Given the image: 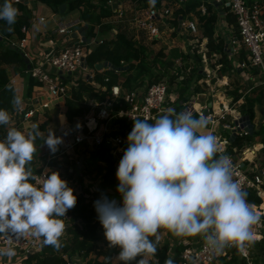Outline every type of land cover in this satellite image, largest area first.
<instances>
[{"label":"built area","instance_id":"1","mask_svg":"<svg viewBox=\"0 0 264 264\" xmlns=\"http://www.w3.org/2000/svg\"><path fill=\"white\" fill-rule=\"evenodd\" d=\"M12 1L19 2L25 5L28 10H32L31 0ZM189 2L197 3L194 11L189 14L197 12L200 16H206L210 9L216 15L215 35L221 37L224 42L223 52L231 64L232 75L240 79L241 89L235 102L243 104L246 97L251 96L257 88L263 89L264 92V0H159V6L150 10L145 19L134 12L129 24H132L135 30L125 31V33L130 34L128 36L137 43L142 35L157 36L159 31L155 25L158 22H165L166 19L171 23L175 17V10L187 6ZM105 7L110 9L112 15H117L119 19L123 18L124 6L120 0H108ZM228 18H232L233 21L230 22ZM184 19L187 18L177 15L176 27L180 30L183 27L188 32H195L194 23L185 22ZM44 20V16L38 18L39 22H44ZM59 21L53 32L59 35L60 40L55 43H40L36 51H28L29 27L22 28L24 37L17 41V45L11 43L12 49H17L24 59L26 65L24 73L37 82L47 100L40 104L37 101L32 102L29 107L20 105L17 108L15 106L9 112L10 117L18 119L20 122L40 118L49 110V104L57 106L60 105V102L64 104L80 81L96 90L100 89V92H104L105 95L100 101H90L83 97V101L89 106L86 115L76 119L77 121L72 124L64 121L58 125L55 136L60 137L62 142L58 145V150L55 153L51 152L50 156L45 157L42 161L38 159L39 170L33 173L35 177L33 182L42 181L48 171H56L72 189L74 200L82 197L83 201L93 208L94 201H96L95 195L98 193L102 197L116 195L120 197L116 192L117 183L111 188H103L101 176L94 178V174L93 179H89V174H85L88 170L86 160L89 157V152L100 146L107 147L108 155L114 161L116 171L120 156L123 154L121 148L124 142L123 133H129L136 120H147L149 123H153L161 115H164L166 110H175L176 106L180 104L183 108L179 113L187 111L192 116L194 114L199 117L203 115L208 119L210 129L217 122L219 127L227 133L225 137L217 136V158L220 155L229 157L233 164L234 180L247 195L259 197L263 203L264 145L259 150L250 151L251 158L238 152L235 148H230L237 137L246 135L254 137V128L249 118L247 120L244 115L239 114L237 117H232V120L227 119L232 110L228 105L226 108L221 106L216 113L206 105L196 109L192 103L193 100H185L180 103L178 93L170 90L164 82L151 85L142 84L128 89L123 86V79L120 78L119 83L111 85L109 88L99 85L95 80L96 72L107 69L122 74L128 68L124 61L120 62V66H113L108 61H102L99 63L101 64L100 70L89 66L86 62L94 48L102 44L103 41L114 39L117 30L111 29L102 34L97 27L93 31L94 34L90 36L88 35V24L80 17H72L68 20L60 19ZM125 23L126 20H123L122 25L126 26ZM121 28L126 30L123 26ZM107 33H111V37H107ZM180 60V58H176L174 62L180 65ZM104 81L107 82L108 78H104ZM37 108L44 109V112L39 114L40 111ZM90 119L94 122L93 128L88 127ZM247 150L249 151L248 148ZM53 160L61 162V167L53 165ZM66 160L71 165L67 170L68 174L76 172V174H72V177L62 173V167ZM65 167L68 166L65 165ZM78 175L83 182H79ZM247 202L260 216V222L253 227L255 234L253 243L260 242L264 240V210L260 206L261 203L256 205L252 201L247 200ZM60 219L66 225L60 241H65L70 226L69 216L66 215ZM167 231V229L161 228L158 230V235L161 234L165 237L163 244L167 243L168 245V259L175 256L176 248H180L178 264H223L233 256V253L244 259L246 264H252L250 246L247 247L246 255L234 246H225L218 252H212L206 247L202 235L180 237ZM158 239L161 241L159 237ZM166 239L170 241L167 242ZM9 245L24 259L40 252L43 247L41 239L32 235L26 234L19 238L0 235V247ZM66 258L68 264L75 263L70 257ZM0 264L4 263L0 260Z\"/></svg>","mask_w":264,"mask_h":264},{"label":"clouds","instance_id":"2","mask_svg":"<svg viewBox=\"0 0 264 264\" xmlns=\"http://www.w3.org/2000/svg\"><path fill=\"white\" fill-rule=\"evenodd\" d=\"M155 5V0H149ZM18 9L8 0L0 5V20L12 25ZM19 108L21 97H14ZM9 113L0 109V125ZM209 124L203 115L166 110L153 123L136 120L127 135L115 179L120 202L101 197L94 201L97 220L110 248H117V264H147L143 255L157 250L158 230L180 237L202 235L206 247L225 246L247 254L254 242L253 227L260 216L247 202V193L233 178L229 157L217 158V138L203 134ZM37 126L27 134L11 128L0 139V235L40 238L43 246L59 250L66 225L61 217L74 207L72 189L56 171L35 181L31 167L36 152ZM62 142L50 131L44 140L55 153ZM155 237L156 239H150ZM9 245L0 258L14 256ZM165 264H174L172 259Z\"/></svg>","mask_w":264,"mask_h":264},{"label":"trees","instance_id":"3","mask_svg":"<svg viewBox=\"0 0 264 264\" xmlns=\"http://www.w3.org/2000/svg\"><path fill=\"white\" fill-rule=\"evenodd\" d=\"M108 0H35V2L49 6L55 11H58L59 6L65 4L68 9H80L83 13L80 15V19L88 24V35H93V31L98 27L100 33H106L110 30L111 26L103 24V20L112 16L109 8L105 7ZM131 1L134 5L138 7H143L148 4L150 9H155L159 6V0H155V5H151L149 0H123ZM15 8L18 9V15L16 17V22L12 25L7 24L6 21L0 20V36L3 40L0 41V109L6 110L8 113L13 110L15 105L13 104V98L17 97L13 84L11 83V75H23L27 82V89L30 91L34 85L37 84L33 78L24 73L26 65L24 59L17 49H12L3 45V41H10L11 38L20 40L24 37L22 31L23 27H29L30 25V10L19 2L8 0ZM98 2V3H96ZM4 0H0V5H3ZM197 3L189 2L187 6L183 8H178L174 13V20L171 23L177 26V15L186 16L190 12L194 11ZM197 14V12H196ZM232 22V18H228ZM203 20V37L206 38V45L209 48V55L217 54L224 62L228 64V60L223 52V40L221 37L215 35L214 25L216 22L215 13L208 10V15L202 17ZM172 50V55L174 58H185L186 55L182 53L179 48L175 47ZM145 52L143 46H138L137 42L129 37L125 30L121 27L117 30V33L112 40L103 41L102 44L98 45L93 49L92 53L87 57L86 62L89 66L95 67V65L101 63L102 61H108L113 66H120V62L124 61L127 63L128 68L124 73H116L113 70L103 69L100 72H96L95 80L101 86L105 85L109 88L111 85L117 84L120 81V76L123 78V86L128 89L132 87L141 86V78L143 74H147L151 70V66L147 65L145 62ZM196 60H200L199 56H195ZM225 69L221 68V72ZM165 76L168 78L167 84L171 89L175 84L177 77H171L167 73ZM164 77V76H163ZM104 78H108L105 82ZM191 78V77H190ZM190 78L186 77L181 81V87L188 90L190 87ZM157 83L156 80H152L148 85ZM264 95V92H262ZM105 93L100 92L85 84L83 82H78L76 87L71 91L70 96L64 102L63 116L66 123L72 124L78 118H83L89 110V106L83 101V97L102 100ZM238 93L234 95L232 101L235 102L238 99ZM261 94L256 97H246L244 103L241 105L240 109L244 114H247L251 120L253 113V106L255 102H259ZM182 105H177L175 113L178 114L182 110ZM49 112V111H48ZM48 112L44 113L40 117L43 119L42 124L39 129L45 130L49 117ZM193 118H199L197 114H194ZM3 125H0V127ZM131 131V130H130ZM261 136L260 141L264 144V125L261 126L259 131H254V136ZM254 144L253 137L241 136L237 137L230 148L237 149L240 152L243 148L251 147ZM127 145L124 147L126 150ZM123 155V154H122ZM53 165L61 167V162L57 160L52 161ZM68 166V167H65ZM87 171L85 174H90L94 172V178L101 176L102 187L107 188L115 184L117 181L115 179V169L114 161L108 155V149L105 146H100L89 152V157L86 160ZM32 172H37L39 167L37 164L31 161L29 165ZM71 165L66 160L64 167H62V173L68 174L67 170ZM72 173L68 174L72 177ZM80 178L79 180H81ZM102 197L101 194L95 195V200ZM108 199L112 200L111 197L106 196ZM115 199V198H114ZM247 200L254 202L256 205L261 203L259 197L253 195H247ZM74 207L71 211L66 213L69 216L70 226L68 228V237L65 241H60L59 250L53 248L52 246H43L40 252L33 254L30 257L25 258L26 262L35 261V264H68L67 258L73 257L77 253L83 254L85 257L94 248L95 243L101 239L97 235V229L100 224L97 221L96 212L90 204H86L83 198H77L74 200ZM118 201V200H117ZM116 201V202H117ZM104 238V236H103ZM150 239L155 240V237H150ZM256 245L260 250L264 251V240L260 242H255L252 245ZM117 248H110L109 246L105 251H97L96 256L93 259L87 261V264H117V262L112 261V257L118 254ZM168 245L167 243H161L158 239L157 250L152 259L147 261V264H165L167 258ZM180 248H176V254L172 258L174 264L179 262ZM102 256V260L99 258ZM139 259V258H137ZM134 263V262H133ZM223 264H246L244 259L239 258L235 253L233 256Z\"/></svg>","mask_w":264,"mask_h":264},{"label":"rangeland","instance_id":"4","mask_svg":"<svg viewBox=\"0 0 264 264\" xmlns=\"http://www.w3.org/2000/svg\"><path fill=\"white\" fill-rule=\"evenodd\" d=\"M122 5L124 6V16L122 19H119L117 15L108 16L103 20V24L110 25L111 29L118 30L120 27H125V31H134L135 28L132 24H129L131 21L130 19L133 17L134 12H137V15L146 18L147 14L150 10L148 7V4H145L143 7H138L137 5H134L131 1H123L120 0ZM98 3V2H96ZM35 4V3H33ZM39 4V3H38ZM37 6V4H36ZM35 6V7H36ZM37 13V11H34V14ZM83 13V11L80 9H68L67 6L64 8L63 12L55 11V15L57 17H63L64 20L72 19V17L77 16L80 17V15ZM32 12L30 15V22H35ZM41 16L48 17L47 11L45 14V11L41 14ZM187 19H184L185 22H193L195 25V32H188L185 28L182 27V29H178L176 26H174L172 23H169L170 20H165V22H158L155 25V28L157 29L158 35L157 36H147L142 35L139 42L137 43L138 46H143L144 52H145V62L147 65L151 66V70L147 74H143V77L140 79L142 84H149L152 80H156L157 82H164L166 85L168 78L165 76L167 73L171 77H189L191 76L192 80L190 81V85L192 84L191 88H188V90L181 87L177 91H175L172 87V91L178 93L179 96V102L182 103V101H191L194 99L192 103H194V107L196 109H199L200 107H203V105L208 102V100L212 99L213 96L215 97L218 95V92H222L226 97L231 98V101L235 94L238 93L241 89L240 79L238 77H234L231 73V64L228 61V64L223 61V59L217 55V54H211L209 55V48L206 45V38L203 37V20L202 17L196 13H191L185 16ZM66 18V19H65ZM60 20V19H59ZM56 20L55 22L59 23L60 21ZM121 20V21H120ZM123 20H126V26L122 25ZM56 26L51 30L47 31H54ZM123 29V28H122ZM108 30V31H110ZM145 31V30H144ZM181 31V32H180ZM130 35V34H128ZM10 42L14 43L15 45L18 44L17 40L15 38H11ZM175 47H179L182 51V53H185L186 57L181 58L180 65H177L173 59H176L172 55V50ZM195 56H199L200 60H196ZM221 68H224L225 70L221 72ZM211 75V76H210ZM164 76V77H163ZM12 77V75H11ZM121 79H123L120 76ZM199 80H198V79ZM197 79V80H196ZM220 79V80H219ZM221 81V82H219ZM192 82V83H191ZM26 80H18L14 81L13 85L15 87V91L19 93V95L25 94V88H26ZM263 89L257 88L252 94V98H256L261 94V98L259 101H264L263 97ZM90 101H93L95 99L87 98ZM60 105H53L52 103L49 104L50 109L46 112H48L49 121L45 128V130L39 129V126L42 124L43 119L35 118L31 121L26 122H20L18 119H14L10 117L9 123L7 125H3L0 127V139H3L8 130L11 128H15L16 130H19L25 134L30 132L32 130V126L36 125L37 130L39 131V136H37L35 140V147L36 152L33 155V158L35 159V163L38 164V159L40 161L44 160L45 157L50 156L51 152L47 148L46 145H44V140L47 138V135L50 131L53 132V134H56V129L60 123L64 122V116H63V110H64V104ZM26 105L24 102H22L21 106ZM200 105V106H198ZM241 103L237 102H230L229 107L232 108V110H236L239 112V114H243L241 111ZM39 114L44 112V109L37 108ZM40 116V115H39ZM230 120L231 117H230ZM77 120H75L76 122ZM206 129H210V126L208 125ZM204 129V130H206ZM129 133H123L124 142L121 146L123 152L124 147L127 145L126 138ZM264 137V135H263ZM253 137V141L260 140L261 136L259 138ZM264 145V144H263ZM245 148L242 149L240 152H244ZM247 154V153H246ZM248 157H251V155H247ZM122 155L120 156L121 159ZM73 173L76 174L75 171ZM84 175V174H83ZM94 172L89 174V179H93ZM79 178L80 175H78ZM87 178V177H86ZM87 178V179H88ZM79 182H83L82 179L79 180ZM118 183L117 181L115 184ZM114 184V185H115ZM114 185L110 186L113 187ZM114 200H118L117 203L120 202V197L116 196H109ZM168 232V231H167ZM97 235L101 238L96 243L94 248L90 251L89 254H87L85 257L81 253H77L75 255V258H73L74 264H87V261L90 259H93L96 256L97 251H105L108 247L107 241L103 238V229L101 226L97 229ZM160 238V242L163 243V240H165L164 236H161V234L158 235ZM167 242L170 241L169 239H166ZM250 253H251V262L252 264H264V251L260 250L259 247H257L255 244L250 245ZM117 256V255H116ZM116 256L112 257V261L117 262ZM15 263L16 264H35V261L26 262V260L19 254V252L16 251V257H15ZM143 258L144 260L148 261L152 259V255H143L142 257H139V259ZM138 259V260H139ZM99 260H102V256L99 258ZM135 264V262L133 263Z\"/></svg>","mask_w":264,"mask_h":264},{"label":"crops","instance_id":"5","mask_svg":"<svg viewBox=\"0 0 264 264\" xmlns=\"http://www.w3.org/2000/svg\"><path fill=\"white\" fill-rule=\"evenodd\" d=\"M30 2H31V7H32V10H30V12H32V14H34V11L35 10L37 11V13H35L33 15V17L36 21L30 22V25H29L30 31L28 32V35H27L28 40H29V43L27 46L28 51L31 50L33 52V51H36L37 46L40 43L50 44V43H55V41H57V40H60L59 35H57L53 31H47V30H51L54 27V25L56 26V24H57L55 22L56 20L64 19V18L63 17H60V18L57 17L55 15V10H53L49 6H45V5L40 4V3L38 4L37 2H35V0H31ZM33 3H35V4H33ZM36 4H37V6H36ZM44 11H45V14L47 11L48 17L46 18L44 16L45 17L44 22H39L38 18L41 16V14ZM74 17H77V16H74ZM106 36L111 37V33H107ZM0 39L3 40L1 36H0ZM6 42H8L9 44L12 43L10 41H6ZM3 45H4V43H3ZM9 48H11V47H9ZM177 48H179V47H177ZM179 50L181 51L180 48H179ZM32 52H29V53H32ZM190 77L191 76L189 75L188 78H190ZM181 78H182V80L184 79L183 76ZM23 79H25V77L23 75H12L11 83L13 84L14 81L23 80ZM190 80H192V78H190ZM219 82H221V81H219ZM191 86H192V84L190 85L189 88H191ZM13 87H14V85H13ZM14 89H15V87H14ZM16 94L18 97L22 98V102H24L27 107H29V104H31L32 102L35 103L37 101L38 104H40L41 102H44L47 100L45 93H43V91L40 89V87L37 84L34 85L30 91L27 89V86H26L24 96L19 95L18 92H16ZM247 97H251V96H247ZM192 100L195 101L194 99H192ZM230 102L234 103L233 101H231V98L226 97L224 94H222V92H220V93L218 92V95H216L215 97L213 96V98L211 100L209 99L208 102H206L203 106L206 105L207 107H211L213 110H215L217 112L218 108H220L221 106H224V108H226L227 105L229 106ZM215 103H217V107H215ZM62 105H63V103H62ZM198 106H200V105H198ZM238 115H239V112H237L236 110H231V113L229 114V116H227L228 117L227 119H229L230 117L231 118L237 117ZM242 115H244L245 117L247 116L249 118V116L247 114L243 113ZM249 120H250V118H249ZM250 122L253 125L254 131H259L261 126L264 125V101L263 100L254 103L252 118H251ZM202 132H203V134H209L210 133L212 135H215L216 138L218 135H221L223 137H225L227 135V133L224 132V130H222L219 127L217 122L211 126V129L202 130ZM255 137L259 138L258 135H256ZM261 146H263V143L260 140L256 139L254 141V144L251 147H248L249 151L247 150V148H245V150H244V152H242V154L246 155V156L251 155L250 151L259 150L261 148ZM251 157H252V155H251ZM251 157H248V158H251ZM261 205H262V203L260 204V206ZM15 253H16V250H15ZM15 257H16V254L12 257L0 258V260L4 264H16L15 263V259H16Z\"/></svg>","mask_w":264,"mask_h":264},{"label":"bare ground","instance_id":"6","mask_svg":"<svg viewBox=\"0 0 264 264\" xmlns=\"http://www.w3.org/2000/svg\"><path fill=\"white\" fill-rule=\"evenodd\" d=\"M178 79L176 80V82H175V84L173 85V89L175 90V91H177L178 89H179V87H180V83H181V81H182V78L181 77H177ZM167 87L169 88V86L167 85ZM170 89V88H169ZM172 89V88H171ZM170 89V90H171ZM215 107H217V103H215ZM218 111H219V108H218ZM217 111V112H218ZM216 112V113H217ZM88 127H90V128H93L94 127V122H93V120L92 119H90L89 121H88ZM261 208L264 210V196H263V203H262V205H261Z\"/></svg>","mask_w":264,"mask_h":264},{"label":"water","instance_id":"7","mask_svg":"<svg viewBox=\"0 0 264 264\" xmlns=\"http://www.w3.org/2000/svg\"><path fill=\"white\" fill-rule=\"evenodd\" d=\"M65 7H66V5H65V4H62V5L59 6L58 9H59L60 12H63ZM0 41H1V39H0ZM3 43H4V45H5L6 47H11V48H13V45H12V44H9V43L6 42V41H4ZM95 69L100 70V69H101V64H97V65H95ZM245 119L248 120V117L246 116Z\"/></svg>","mask_w":264,"mask_h":264}]
</instances>
